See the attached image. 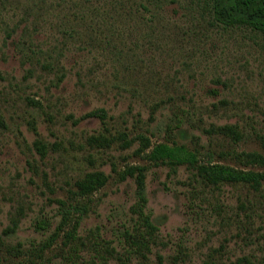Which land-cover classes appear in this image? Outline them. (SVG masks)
Masks as SVG:
<instances>
[{
  "label": "rangeland",
  "instance_id": "1",
  "mask_svg": "<svg viewBox=\"0 0 264 264\" xmlns=\"http://www.w3.org/2000/svg\"><path fill=\"white\" fill-rule=\"evenodd\" d=\"M213 3L0 0V264H264V180L197 167L264 173V42Z\"/></svg>",
  "mask_w": 264,
  "mask_h": 264
},
{
  "label": "trees",
  "instance_id": "2",
  "mask_svg": "<svg viewBox=\"0 0 264 264\" xmlns=\"http://www.w3.org/2000/svg\"><path fill=\"white\" fill-rule=\"evenodd\" d=\"M215 18L222 21L225 25H245L258 31L264 42V0H213ZM224 131L234 133L232 127H224ZM240 160L246 166L264 167V155L258 152L241 153ZM148 159L153 162L167 161L171 164L199 165L195 153L187 150L184 146H169L158 144L148 154ZM198 167L199 173L209 184L219 183H248L255 187H260L264 180V173L252 170H244L228 165L202 163ZM139 186L143 188V181L140 179ZM80 193L84 196L89 195L95 189H89L84 182L78 184ZM82 212L85 209L81 210Z\"/></svg>",
  "mask_w": 264,
  "mask_h": 264
}]
</instances>
